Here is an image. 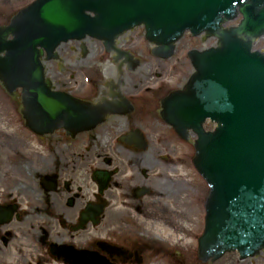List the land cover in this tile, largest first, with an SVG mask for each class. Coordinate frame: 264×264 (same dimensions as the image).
<instances>
[{"label":"flooded vegetation","instance_id":"obj_1","mask_svg":"<svg viewBox=\"0 0 264 264\" xmlns=\"http://www.w3.org/2000/svg\"><path fill=\"white\" fill-rule=\"evenodd\" d=\"M34 1L0 0V27L10 7ZM128 38L118 43L130 66ZM50 67L53 90L90 106L89 124L32 131L22 89L0 78V264H264L262 254L202 263L187 252L202 227V179L190 138L162 119L163 87L100 73L75 83Z\"/></svg>","mask_w":264,"mask_h":264},{"label":"water","instance_id":"obj_2","mask_svg":"<svg viewBox=\"0 0 264 264\" xmlns=\"http://www.w3.org/2000/svg\"><path fill=\"white\" fill-rule=\"evenodd\" d=\"M238 15L236 27L222 28ZM141 25L165 58L186 31L218 39L215 48L189 52L194 73L163 107L178 132L191 129L197 136L194 164L209 186L200 257L259 253L264 249V54L253 52L252 43L264 34V0H38L0 32V53L5 52L0 74L30 79L18 85L30 90L25 103L41 112L44 132L60 121L78 128L85 106L48 91L40 57L45 52L55 58L60 44L86 37L115 51V39ZM134 57L139 65L132 73L143 63ZM61 61L65 69L67 59ZM104 74L117 79L124 71L109 57ZM206 119L216 125L212 132L202 128Z\"/></svg>","mask_w":264,"mask_h":264},{"label":"rangeland","instance_id":"obj_3","mask_svg":"<svg viewBox=\"0 0 264 264\" xmlns=\"http://www.w3.org/2000/svg\"><path fill=\"white\" fill-rule=\"evenodd\" d=\"M11 13L17 11L21 6H12ZM143 29L136 28L129 33L128 41L125 43L126 48L129 49L132 54L137 55L143 60V63L138 68L135 73H132L130 70H127L122 66L124 71L123 78H136L140 80H147L149 83L154 86L159 84H164L166 89V84L169 88H176L181 86L189 75L192 73V68L190 66L189 60L187 58V51L192 48L201 47L198 39L191 38L188 34H185L183 40L180 43V50L177 53V56L174 59H170L165 63L158 61L152 57L150 53V46L147 45L143 37ZM206 44V43H205ZM92 48L91 46H94ZM90 47L87 46V54L82 56L81 53L76 51V46L74 43H70L61 47L60 55L67 59L65 64V69L67 73L61 75V77L73 78L75 83H82L83 78L87 76L97 77V74L100 72V77L102 78L103 73L107 67V61L109 56L104 54L101 51V47L97 43H93ZM204 46V45H202ZM73 48V51H70V48ZM260 48H264V40L259 44ZM50 72H54L58 75L61 70L59 69L58 62L51 63ZM103 65H106L104 67ZM164 81L161 83V80ZM205 187L202 184V195L204 196ZM193 239L187 238L186 247L187 252L195 253V240L199 236V233L196 231Z\"/></svg>","mask_w":264,"mask_h":264}]
</instances>
